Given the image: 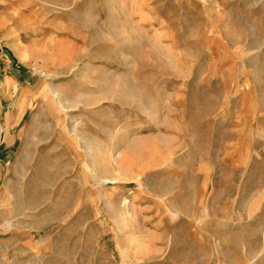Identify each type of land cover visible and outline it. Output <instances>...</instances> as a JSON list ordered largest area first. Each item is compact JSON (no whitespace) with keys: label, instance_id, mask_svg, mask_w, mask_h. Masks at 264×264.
I'll return each mask as SVG.
<instances>
[{"label":"rangeland","instance_id":"1","mask_svg":"<svg viewBox=\"0 0 264 264\" xmlns=\"http://www.w3.org/2000/svg\"><path fill=\"white\" fill-rule=\"evenodd\" d=\"M0 264H264V0H0Z\"/></svg>","mask_w":264,"mask_h":264},{"label":"crops","instance_id":"2","mask_svg":"<svg viewBox=\"0 0 264 264\" xmlns=\"http://www.w3.org/2000/svg\"><path fill=\"white\" fill-rule=\"evenodd\" d=\"M1 132H2V128H0V138H1Z\"/></svg>","mask_w":264,"mask_h":264}]
</instances>
